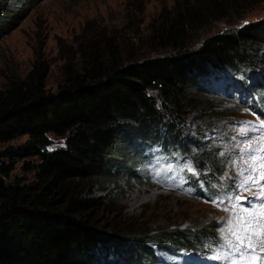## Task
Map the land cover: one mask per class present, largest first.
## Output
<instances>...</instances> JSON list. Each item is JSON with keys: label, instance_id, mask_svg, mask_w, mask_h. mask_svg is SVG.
<instances>
[{"label": "trees", "instance_id": "obj_1", "mask_svg": "<svg viewBox=\"0 0 264 264\" xmlns=\"http://www.w3.org/2000/svg\"><path fill=\"white\" fill-rule=\"evenodd\" d=\"M35 1L0 0V38ZM256 5L264 10V0H173L150 21V49L159 54L132 57L113 31H102L63 54L55 90L46 87L49 63L41 57L0 86V142L26 136L0 150V264H113V258L153 264L156 249L208 248L202 237L212 239L215 229L211 234L207 225L181 226L169 217L153 228L121 213L101 223L110 199L86 194L84 181L116 178L110 162L116 147L137 138L143 145L164 129L194 162L195 182L226 189L235 168L218 158L202 131H191L188 115L194 108L204 128L226 116L203 97L209 69L246 72L264 60V16L206 33ZM17 156L29 158L23 168L30 179L10 177Z\"/></svg>", "mask_w": 264, "mask_h": 264}, {"label": "rangeland", "instance_id": "obj_2", "mask_svg": "<svg viewBox=\"0 0 264 264\" xmlns=\"http://www.w3.org/2000/svg\"><path fill=\"white\" fill-rule=\"evenodd\" d=\"M172 3L173 0H36L24 14L19 16L14 26L0 38V86H5L9 77L23 76L32 67L35 60L41 57L49 63L46 87L49 90H55L63 77V54H69L68 52L77 46L76 43L82 40L87 41L102 31H113L120 40L123 51L132 57L159 54L160 51L154 52L150 49V21L159 11H163L161 9H170ZM240 13L239 11L237 14H233L228 18V21L223 20L221 24H210L206 33L214 32L225 24L227 27L239 26L244 19L256 21L259 17L264 16V10L258 5L242 12L244 13L243 17H238ZM258 62L253 71L259 69L264 71V60ZM207 74L203 97L211 101V104L215 103L217 108L215 107L214 110L221 115L229 116L231 112L236 114V116L223 118L215 116L216 122H214L219 123L217 126L219 135L234 134L236 137V142L220 143L231 149L230 158L233 160L232 155H241L238 145L251 139L254 132L250 131L247 136H241L239 128L245 121H251L253 125L259 124L258 121L254 122L256 112L253 107H251L254 110L252 113L239 111L236 108L234 110V107H237V105L234 106L236 97L224 98L220 95L222 90L218 89L219 78L212 72ZM199 80H203V78L200 77ZM194 92L193 89H190L189 93L193 94ZM214 97L218 99H213ZM196 116L197 111L193 108L188 115L192 129L203 131L207 138L211 134L212 128L202 127L199 121H196ZM210 120L212 121V119ZM216 124H210L209 127L216 126ZM146 131L151 132L150 128ZM151 133L152 136L146 139L143 145L138 143L139 139L137 138L134 142L120 144L116 147L119 152L113 155L110 161L112 171L118 173L116 178L94 177L84 181L86 194L103 195L107 200L110 199L108 208H104L99 214L101 223L104 224L110 219L115 220L119 216L118 213H121L127 220L129 218L127 222L145 220L146 224L149 226L151 223L153 228L162 226L164 220L169 217L178 220L181 226L207 225L211 234L216 224V244L211 246L212 250L206 257L198 259H209L212 264L219 262L227 264L225 261L214 259L218 251H225L220 248L223 243L220 229L225 226L226 218L229 215L223 210L227 201L224 205L216 207L207 199L200 197L199 193L188 186L183 172H176L161 179L162 175L180 169V165L175 161L170 164L173 167L172 171H169V166L166 164H160L157 168H153L154 163L173 159L177 140L160 130L159 132L153 130ZM25 138V135H20L6 142H0V150L7 147L14 148ZM231 139V137L221 135L218 141L228 142ZM140 147L146 148L148 151L144 161L142 158L138 159V156L141 157ZM132 155L134 158L130 159L129 157ZM247 155H251V153L246 154L245 159ZM122 157L125 158L124 165ZM4 159L8 161L7 158ZM28 159L18 156L14 158L11 178L16 176L31 178V172L23 168ZM234 165L238 166V171L240 167H246L242 161ZM122 166L124 167L121 169ZM252 191L256 192L259 189L253 188ZM243 195L247 196L248 193ZM261 202L264 201L249 197L250 204ZM211 221L214 224L208 225ZM155 231L151 232L158 233ZM202 241L206 243L207 238L203 236ZM156 251L160 261L155 260V264H187L188 262V259L183 260L178 256L169 255L161 249ZM112 262L113 264H133L132 261L123 258H113ZM140 263L144 264L141 261Z\"/></svg>", "mask_w": 264, "mask_h": 264}, {"label": "snow or ice", "instance_id": "obj_3", "mask_svg": "<svg viewBox=\"0 0 264 264\" xmlns=\"http://www.w3.org/2000/svg\"><path fill=\"white\" fill-rule=\"evenodd\" d=\"M247 23V22H245ZM264 129V121L253 125L251 121L243 122L239 128L241 136H247L250 131ZM240 159L246 167L239 168L236 191H228L213 199L216 207L227 205L223 210L229 213L225 226L220 229L223 243L214 256L227 264H264V202L250 204L249 197L264 201V134L253 137L238 145ZM254 153L253 155L246 154ZM189 171H194L187 166ZM257 188L259 191L253 192ZM248 193L247 196L243 195Z\"/></svg>", "mask_w": 264, "mask_h": 264}]
</instances>
